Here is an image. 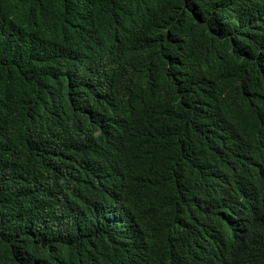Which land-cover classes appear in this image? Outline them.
Returning <instances> with one entry per match:
<instances>
[{"label": "trees", "instance_id": "obj_1", "mask_svg": "<svg viewBox=\"0 0 264 264\" xmlns=\"http://www.w3.org/2000/svg\"><path fill=\"white\" fill-rule=\"evenodd\" d=\"M6 2L31 13L48 36L66 44L69 56L42 52L37 71L18 54L29 50L17 23L0 20V133L18 140L68 133L79 77L92 67L88 47L126 36L130 62L158 93L138 138L162 133L164 159L156 180L163 194L170 193L149 206L165 241L146 264H264V143H256L264 141V0ZM226 83L240 94L242 134L232 113L197 111L206 89ZM51 159L52 173L87 185L82 154L64 158L56 148ZM230 162L242 164L241 172H232L223 185L215 170ZM244 171L258 179L248 191L238 185ZM51 196L34 176L9 174L0 159V264L88 261L69 245L83 234L76 222L60 224L58 241L54 225L70 215ZM181 200L197 212L213 204L228 208L240 221L236 234L211 217L209 240L199 249L190 246L175 210Z\"/></svg>", "mask_w": 264, "mask_h": 264}, {"label": "clouds", "instance_id": "obj_2", "mask_svg": "<svg viewBox=\"0 0 264 264\" xmlns=\"http://www.w3.org/2000/svg\"><path fill=\"white\" fill-rule=\"evenodd\" d=\"M6 1L0 0V20L17 23L20 39L29 50L18 54L27 64L41 71L42 52L68 58L66 44L48 36L31 13L16 11ZM87 53L92 67L79 77L76 102L65 122L69 132L49 137L25 135L18 140L1 131L0 159L9 174L34 176L58 207L67 208L69 218L60 216L54 230L60 241V224H78L83 234L69 245L88 255L85 264H146L165 241L164 229L149 206L170 194H163L156 180L158 165L164 159L162 133L138 138L149 126L158 93L143 70L130 62L126 36H112L108 45L88 47ZM196 107L200 115L217 109L232 113L236 130L242 134V104L234 84L206 89ZM256 143L264 141L258 139ZM56 148L64 158L73 159L76 153L84 156L86 186L79 187L71 176L52 173L51 151ZM240 168L238 162L226 163L215 170V178L227 185L229 175L236 171L238 175ZM246 173L242 172L238 184L244 191L258 180L246 177ZM175 210L182 219L180 232L197 249L211 236V217L226 222L230 234H236L240 224L228 208L217 204L209 211L197 212L181 200ZM199 264L212 263L201 260Z\"/></svg>", "mask_w": 264, "mask_h": 264}]
</instances>
